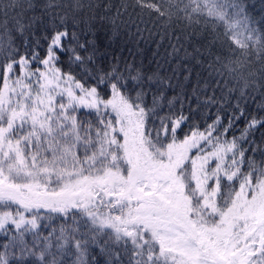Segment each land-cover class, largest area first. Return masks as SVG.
Returning a JSON list of instances; mask_svg holds the SVG:
<instances>
[{"label":"snow or ice","instance_id":"6c2138e0","mask_svg":"<svg viewBox=\"0 0 264 264\" xmlns=\"http://www.w3.org/2000/svg\"><path fill=\"white\" fill-rule=\"evenodd\" d=\"M0 264H264V0H0Z\"/></svg>","mask_w":264,"mask_h":264},{"label":"trees","instance_id":"16d2710c","mask_svg":"<svg viewBox=\"0 0 264 264\" xmlns=\"http://www.w3.org/2000/svg\"><path fill=\"white\" fill-rule=\"evenodd\" d=\"M141 49L143 50V53L140 58H143V56H147L148 58H151L152 52L156 50V46L151 42H148L141 44ZM161 52H163V49H161Z\"/></svg>","mask_w":264,"mask_h":264}]
</instances>
